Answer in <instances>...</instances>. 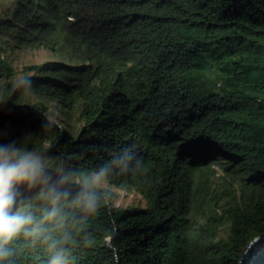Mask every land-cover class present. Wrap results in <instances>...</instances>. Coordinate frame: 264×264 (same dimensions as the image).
I'll return each instance as SVG.
<instances>
[{
	"label": "trees",
	"instance_id": "1",
	"mask_svg": "<svg viewBox=\"0 0 264 264\" xmlns=\"http://www.w3.org/2000/svg\"><path fill=\"white\" fill-rule=\"evenodd\" d=\"M27 47L55 60L18 73L9 52ZM12 142L47 158L51 184L109 165L96 213L64 204V227L44 225L70 235L67 264H264V0L0 3ZM14 191L40 219V187ZM117 191L143 204L117 206ZM6 247L0 264L51 259L23 233Z\"/></svg>",
	"mask_w": 264,
	"mask_h": 264
},
{
	"label": "clouds",
	"instance_id": "2",
	"mask_svg": "<svg viewBox=\"0 0 264 264\" xmlns=\"http://www.w3.org/2000/svg\"><path fill=\"white\" fill-rule=\"evenodd\" d=\"M48 171L47 158L36 150L18 147L15 142L0 145V261L11 255L6 245L23 233L47 244L51 256L48 264H67L69 250L64 246L71 242L70 235L65 232L54 239L52 234H46L44 225L54 229L64 227V204L80 209L85 216L97 212L100 205L98 189L109 175L108 163L101 165L98 171L64 175L58 184L50 183L52 177L46 174ZM66 183L80 185V190L70 201L69 192L61 190ZM22 185L29 189L40 187L37 198L45 204L40 219L33 215L29 205L17 203L14 189Z\"/></svg>",
	"mask_w": 264,
	"mask_h": 264
},
{
	"label": "rangeland",
	"instance_id": "3",
	"mask_svg": "<svg viewBox=\"0 0 264 264\" xmlns=\"http://www.w3.org/2000/svg\"><path fill=\"white\" fill-rule=\"evenodd\" d=\"M10 0H0L3 6H7ZM9 57L12 61L15 70L19 73L22 67L30 64H40L45 61L55 60V57L51 55V53L44 48H23L11 50L9 52ZM46 117L50 120H54L50 114L46 113ZM48 143H46V146ZM218 169L217 166H215ZM118 195L115 199V205L125 206L129 204H143L142 200L135 193H125L122 191H117ZM225 230L222 231V234Z\"/></svg>",
	"mask_w": 264,
	"mask_h": 264
},
{
	"label": "water",
	"instance_id": "4",
	"mask_svg": "<svg viewBox=\"0 0 264 264\" xmlns=\"http://www.w3.org/2000/svg\"><path fill=\"white\" fill-rule=\"evenodd\" d=\"M263 237H256L255 239H253V241L250 243L249 247H248V250L245 254V256L242 258V262L247 258L248 256V251L251 249V247L259 240H261Z\"/></svg>",
	"mask_w": 264,
	"mask_h": 264
}]
</instances>
